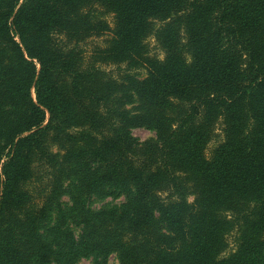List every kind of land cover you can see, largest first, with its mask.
<instances>
[{"label": "trees", "instance_id": "obj_1", "mask_svg": "<svg viewBox=\"0 0 264 264\" xmlns=\"http://www.w3.org/2000/svg\"><path fill=\"white\" fill-rule=\"evenodd\" d=\"M157 31L164 58L146 47ZM123 63L117 78L104 68ZM140 126L156 139L136 142ZM68 158L75 196H127L103 225L84 207L94 251L264 264V0H0V264H52L36 225Z\"/></svg>", "mask_w": 264, "mask_h": 264}, {"label": "rangeland", "instance_id": "obj_2", "mask_svg": "<svg viewBox=\"0 0 264 264\" xmlns=\"http://www.w3.org/2000/svg\"><path fill=\"white\" fill-rule=\"evenodd\" d=\"M112 19V17H109ZM160 24L157 23V26ZM185 30L182 28L181 32ZM105 38V37H104ZM104 38H95L90 40L86 45V50L90 52L94 50L96 45L103 43ZM159 32L153 33L146 40L149 55L164 58L165 54L158 41ZM104 68L108 70L111 76L117 78L121 72H127L129 65L123 63L120 65H104ZM129 73L134 75L138 79H143L146 76L145 69H133ZM127 105V108H132L135 104ZM49 118V115L47 116ZM211 141L207 149V156L210 157L214 148L222 139V134ZM131 135L136 142H142L145 140L156 139L157 132L152 127L140 126L134 127L131 130ZM59 149L53 147V151ZM75 164L72 162V158L66 160H60L58 169L62 171V188L63 192L59 198L54 200L46 218L42 221L38 220L36 227L41 236V241L47 243L55 253L52 256V264H122L119 259V254L116 249H106L94 251L90 248V243L86 242V234L88 230L84 222V207L92 212L105 211V214L99 219V224H104L103 220L108 218H114L120 213L123 204L127 200L126 193L122 189L108 186L101 189L97 193H87L82 191L81 196H75L77 190V179L73 173L72 168ZM103 167V166H102ZM189 202H192L194 196L188 195ZM84 205V206H83ZM157 215V213H155ZM105 226V225H104ZM153 224V230H161L164 228L165 223L160 221ZM106 234L103 233V236ZM102 240V239H98ZM73 242V245H72ZM229 244L227 249L221 254V257L228 256L236 249L235 235H229Z\"/></svg>", "mask_w": 264, "mask_h": 264}]
</instances>
